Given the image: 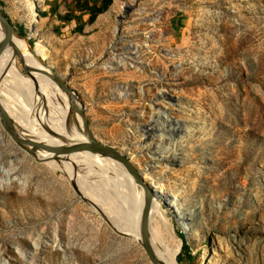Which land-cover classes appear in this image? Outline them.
I'll return each mask as SVG.
<instances>
[{
  "label": "rangeland",
  "instance_id": "rangeland-1",
  "mask_svg": "<svg viewBox=\"0 0 264 264\" xmlns=\"http://www.w3.org/2000/svg\"><path fill=\"white\" fill-rule=\"evenodd\" d=\"M31 1L37 24L25 0H0V10L28 46L41 43L45 63L77 92L95 140L137 152V171L150 169L191 212L195 235L188 239L161 206L160 230L180 243L178 263L264 264V0H116L135 8L124 15L113 4L80 34L74 29L89 16L74 20V0ZM118 25L121 38L109 50ZM16 70L2 97L13 106L26 93L19 61ZM163 113L173 118L166 125L183 157L171 169L151 157L166 152L150 125ZM146 125L152 140L141 151L137 128ZM0 139V166L11 170L0 189V264H150L140 247L126 250L128 238L64 176L46 170V161L25 159L1 127ZM121 190L112 196L126 212L131 203Z\"/></svg>",
  "mask_w": 264,
  "mask_h": 264
},
{
  "label": "bare ground",
  "instance_id": "bare-ground-1",
  "mask_svg": "<svg viewBox=\"0 0 264 264\" xmlns=\"http://www.w3.org/2000/svg\"><path fill=\"white\" fill-rule=\"evenodd\" d=\"M25 1L28 2V10L31 11L32 23L37 24L39 22V16L36 5L31 0ZM123 8V3L116 2L112 10L121 12ZM30 25L31 22L29 23ZM5 38V33L0 27V43ZM35 51L42 61L48 59V53L40 42L35 44ZM19 55L23 58L29 72L25 80H23L26 86H21V89L24 88L26 92L23 100L24 103L20 102L16 106H13L2 98L4 97L3 92H5L3 86L6 78L18 76L16 64L19 60ZM38 71L49 72V70L37 61L35 55L30 53L29 47L24 41L16 38L11 39V44L7 45L0 56V105L12 121L14 130L26 139L47 145L72 146L77 143L86 142L82 122L79 116L74 113L66 94L57 87L54 81L38 73ZM156 120V122L150 121V125L155 127L157 133L154 138L165 143L166 152L162 150L160 155L156 154L151 157L154 161L159 162L156 167L163 166L161 169H171L170 166L172 164L177 163L178 165V163L183 162L182 154L178 153L174 147L178 137L177 135H170L172 129H168L167 127L169 125L167 123L173 120V118L167 113H163L162 116H156ZM139 128H137L140 132L139 149L141 151H147V146L152 140L147 134L148 132H152V130L147 125L141 128L142 131ZM127 131L129 135L133 134L130 129H127ZM176 131L186 132L187 130L184 127V129H176ZM146 138H148L147 142ZM6 139L11 143V146L14 145L10 139L7 137ZM2 141L4 140L0 139V144L3 143ZM159 145L160 147L164 146V144ZM157 146L156 149L158 148ZM123 150L126 155L130 156L131 162L138 159L139 155L137 152L134 151L132 154L128 152L129 150L126 151V148ZM17 151L19 152V150ZM20 151L25 159H29L27 157L28 155L37 161L48 160L46 161V170L53 174L59 173L64 176L74 194L76 193L73 186L83 198L96 206L92 210L100 213L101 217H104L112 231L116 234L121 233L128 238L127 244L125 245L126 250L140 247V222L144 193L125 173L121 164L112 159L90 153H80L54 161L52 159L53 154L44 150H38L35 155L30 154L28 150L20 149ZM163 162L167 164L164 165ZM9 171L11 170L0 166V189L4 188L3 180H5L6 186L8 185L10 181L8 178ZM141 175L143 180L156 193L150 211L151 248L161 264H179L177 257L179 255L180 243L176 245L170 244L160 230L162 226L160 219L163 218V209L161 206L164 205L167 207L168 214L174 218L188 239H191L195 235L194 225L189 220L191 212L186 213L183 210L179 195L170 193L164 183L157 181L153 177L150 169L145 167ZM121 186L129 194L127 199L125 195L127 193L121 190V198H124L125 202L129 200L131 203L130 210L126 212L123 211L121 205H117L116 198L112 196V193H119ZM156 218L159 220L156 221ZM54 242V248H57L56 238H54Z\"/></svg>",
  "mask_w": 264,
  "mask_h": 264
},
{
  "label": "water",
  "instance_id": "water-1",
  "mask_svg": "<svg viewBox=\"0 0 264 264\" xmlns=\"http://www.w3.org/2000/svg\"><path fill=\"white\" fill-rule=\"evenodd\" d=\"M141 0H136V3L140 2ZM136 5V4H135ZM135 6L129 3L124 4V15H127L129 12L134 10ZM125 16L119 17L118 23L121 25V21ZM119 25L115 29V39L113 42L108 46L109 50H113L116 43L120 40L121 36L119 35ZM0 27L5 33V40L0 43V56L4 49L7 47V45L11 44V39L16 38L18 40L24 41L28 46V37H22L19 35L18 31L15 27H13L10 18L8 15H5L0 10ZM29 47L30 53L35 55V58L41 65H43L49 72L47 71H38V73H41L45 75L47 78H50L54 83L57 85V87L66 94L67 99L70 101L71 106L73 108V111L76 115L79 116L81 122H82V128L83 133L86 135V142L84 143H77L72 146H54V145H47L38 143L35 141H32L30 139H26L22 137L20 134H18L13 127L12 121L8 117V115L5 113V111L2 109L0 105V127L2 129V133L5 137L10 139V141L19 149L21 150H28V152L32 155H35L38 150H44L48 153L53 154L52 159L54 161H58L63 157H69L72 155L80 154V153H90V154H97L109 159H112L119 164L122 165V167L125 170V173L131 178L133 183L138 186L144 193V199H143V209H142V215H141V242H140V248L142 249L144 256L146 260L150 264H161L159 260L156 258L152 248H151V232H150V211L152 207L153 199L156 197V193L153 190L149 184L143 180V177L138 169L132 164L130 158L126 156L125 152H119L114 147L106 144L101 143L95 140L93 133L90 131L89 126L87 124L85 114H84V106L80 102L78 98L77 92H75L71 87H69L68 80L66 78H63L62 76H59L58 73L54 72L52 67L47 65L45 61H42L41 58L37 55L34 47ZM19 64L23 70V72L28 75L29 69L25 66V62L23 58L19 55ZM151 121L156 122V118H152ZM31 148V149H27ZM48 161V160H45ZM73 189L75 190V193L77 196H79L80 200L84 202L87 206H89L91 209H95L96 206L83 198L81 194L76 191V189L73 186ZM100 215V213H98ZM121 234V233H120ZM123 236V235H122ZM126 237V236H124Z\"/></svg>",
  "mask_w": 264,
  "mask_h": 264
},
{
  "label": "trees",
  "instance_id": "trees-1",
  "mask_svg": "<svg viewBox=\"0 0 264 264\" xmlns=\"http://www.w3.org/2000/svg\"><path fill=\"white\" fill-rule=\"evenodd\" d=\"M112 4V0H102L101 1V5L99 7H96L95 5L91 4L90 0H74V6L76 7V14L79 13L78 16H74V20H76L78 17H83L88 15L89 18L87 20V22H80L77 23L74 32L80 34L82 32V28L84 24H94L97 17L101 14H104L110 7V5ZM69 16H64V18L62 19H67L68 21ZM72 18V19H73ZM76 18V19H75ZM79 19V18H78ZM177 24V21H173L172 25L175 26ZM19 35H22L21 30H19ZM33 42L30 41V45H32ZM183 249H187V245L183 244Z\"/></svg>",
  "mask_w": 264,
  "mask_h": 264
},
{
  "label": "crops",
  "instance_id": "crops-1",
  "mask_svg": "<svg viewBox=\"0 0 264 264\" xmlns=\"http://www.w3.org/2000/svg\"><path fill=\"white\" fill-rule=\"evenodd\" d=\"M101 1L102 0H90L91 4L95 5L96 7H99L101 5ZM115 1L116 0H112V4L111 5H113L115 3ZM111 5H110V7H111Z\"/></svg>",
  "mask_w": 264,
  "mask_h": 264
}]
</instances>
